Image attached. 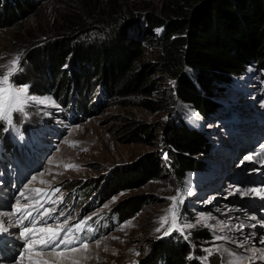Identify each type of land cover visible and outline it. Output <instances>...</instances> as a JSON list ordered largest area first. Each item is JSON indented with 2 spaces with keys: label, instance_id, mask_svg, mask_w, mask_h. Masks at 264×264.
I'll use <instances>...</instances> for the list:
<instances>
[{
  "label": "rangeland",
  "instance_id": "obj_1",
  "mask_svg": "<svg viewBox=\"0 0 264 264\" xmlns=\"http://www.w3.org/2000/svg\"><path fill=\"white\" fill-rule=\"evenodd\" d=\"M166 1L46 0L37 5L27 19L0 29V74L6 72L9 61L19 56L21 70L14 72L9 82L18 87L26 85L30 96L49 100L46 104L29 101L25 106L26 115L12 113V125L0 121V216H9L6 222L0 221V264H29L27 258L19 259L26 245L22 233L25 228L46 227L63 228L61 238L74 234L87 243V251L69 254L79 264L147 263L155 250L154 244L166 241L172 232L185 237L194 232L202 234L205 239L196 244L190 242L202 256L200 263L206 264L211 258L218 264H234L235 257L241 259L240 264L246 263L240 257L243 243L229 237L224 244L215 242L219 233L213 229V220L223 217L225 205L237 202L245 205L247 200H259L250 196L251 182L248 177L245 181L242 177L261 170L259 180L264 182V69L248 64L228 89L216 93L219 108L206 121L190 105L176 101V81L157 71L152 75L157 79V89L151 100L162 105L160 111H145L135 105L124 107L120 100L109 103L100 96L89 102L93 108L86 113L77 109L74 95L63 104L60 97L38 92L34 87L37 79L29 60L34 50L43 48L53 39L65 37L80 23L95 27L86 32L85 39L89 40L112 16L145 13L161 16ZM77 9L83 12L78 17ZM139 25L143 30L142 20ZM84 35L85 32L79 37ZM150 40L152 44L144 45L145 57L150 63H159L156 39L150 37ZM129 121L150 126L154 138L149 145L124 140L121 127ZM170 122L206 132L209 151L199 157L201 170L188 173L181 182L164 169L162 180L150 181L131 191L107 193L105 181L112 170L130 166L149 153L160 154L165 159L161 151L162 129ZM7 143L16 146L15 154L7 151ZM249 145L252 147L245 149ZM252 151L262 156V165L255 164L259 169L253 168L251 160L247 159ZM238 152L251 155L237 157ZM237 180L247 195L229 200L226 191H217V186L223 184L225 188ZM87 186L93 187L90 198L80 202L78 194ZM173 197L177 198L175 224L169 211ZM123 202L134 203L132 211L120 223L105 227L104 219ZM253 204L247 205L252 207ZM261 210L259 214L251 213L252 218L255 217L251 221L254 228L262 227V232L258 231L253 239L259 245L264 241V209ZM165 216L168 219L162 225L161 218ZM186 224L191 226L185 227ZM78 225L81 231L76 232ZM57 244L59 251H66L60 241Z\"/></svg>",
  "mask_w": 264,
  "mask_h": 264
},
{
  "label": "trees",
  "instance_id": "obj_2",
  "mask_svg": "<svg viewBox=\"0 0 264 264\" xmlns=\"http://www.w3.org/2000/svg\"><path fill=\"white\" fill-rule=\"evenodd\" d=\"M44 1L0 0V29L27 19ZM80 13L77 9L75 14ZM109 20L89 40L86 32L95 27L80 23L65 37L34 50L29 60L37 79L35 89L60 97L63 104L74 95L77 109L86 113L93 108L89 102L100 96L109 103L120 100L124 107L160 111L162 105L151 100L157 89L152 75L157 71L176 81V101L190 105L206 121L219 108L216 93L228 89L248 64L264 69V0H168L161 16L119 14ZM150 37L156 39L159 63L145 57L144 45L152 44ZM121 129L127 143L149 145L154 138L150 126L138 121H129ZM161 143L165 159L149 153L130 166L112 170L105 181L107 193L162 180L164 169L182 182L188 173L201 170L199 157L209 151L206 132L171 122L162 129ZM15 148L7 143L10 154L16 153ZM92 188L81 190L80 202L88 201ZM133 208L134 203L123 202L104 219V226L120 223ZM203 239L201 233L185 237L172 232L166 241L154 244L149 262L142 264H204L190 244ZM205 263L218 264L211 258Z\"/></svg>",
  "mask_w": 264,
  "mask_h": 264
},
{
  "label": "snow or ice",
  "instance_id": "obj_3",
  "mask_svg": "<svg viewBox=\"0 0 264 264\" xmlns=\"http://www.w3.org/2000/svg\"><path fill=\"white\" fill-rule=\"evenodd\" d=\"M19 59L20 57L17 56L13 60L9 61L6 66V72L0 74V121H4L8 125H12L13 123V112H20L26 115L25 106L29 103V101L39 104H46L49 102L47 98L30 96L28 94V86L25 85L18 87L15 86L14 83L9 82L10 76L14 72L21 70L19 68ZM247 159L251 160L252 157L249 156ZM66 167H75V165H66ZM41 182L43 183V181ZM39 191L40 190H37L38 193ZM237 191H239V189H237ZM250 191L264 199V193H262L260 189L253 188ZM242 194L247 195V193ZM20 195L23 196L24 193L21 192ZM171 199L173 200V206L169 211L173 214V224H175L174 209L176 207L175 201L177 198L173 197ZM180 202L182 203L183 201L181 200ZM17 207L19 209L18 205ZM50 211L51 210H49L48 213H45V215H48ZM29 215L31 214L29 213ZM167 219V216L162 217L161 224L163 225L166 223ZM253 219H255V217H253ZM190 226L191 225L188 224L185 225V227ZM62 231L63 228L60 227L57 229L46 227L39 230H36L35 228H25L22 235L24 236L26 245L19 256V259L23 261L27 258L29 264H79V261L72 258L69 254L78 253L81 250L87 251V243L78 240L74 234L61 238L60 233ZM75 231H81V227L78 225ZM89 231H91V229H89ZM157 231H159V229H157ZM169 231H171V229H169ZM165 234H168V232H165ZM57 241H60V244L64 245L66 251L58 250L59 245L57 244ZM72 244H78L79 247H69ZM138 254L139 253H137V255Z\"/></svg>",
  "mask_w": 264,
  "mask_h": 264
},
{
  "label": "bare ground",
  "instance_id": "obj_4",
  "mask_svg": "<svg viewBox=\"0 0 264 264\" xmlns=\"http://www.w3.org/2000/svg\"><path fill=\"white\" fill-rule=\"evenodd\" d=\"M250 147H252V145H249V147H246L245 149L249 150ZM251 153L253 154L251 155L249 152L246 154H244L243 152H238L237 157L243 154L242 155V158H243V157H246L247 154H250L252 156L251 165H253V168L255 167L256 169H259L257 168L255 164L262 165V162H261L262 156H258L260 152L256 154L252 151ZM262 174L263 173H261V170L260 171L255 170L253 171V175L248 176L245 174L244 177H242L243 178L242 180H244V178L247 179L248 177L247 179L248 182H251V185L248 186L250 187L249 189L251 190L253 188H257V189H260L262 193H264V182L262 183L259 180ZM229 178L232 179L233 176ZM237 189H239V191H237ZM217 191L219 193H223L226 191L227 192L226 195L229 196L228 199L232 200L233 198V200H235L234 198H236V196L238 195H241L244 190L242 189L241 185L239 184L237 180V182H230L229 184L225 186V188L223 187V184L222 186H217ZM230 193H234V194H230ZM250 196L257 197L259 199V200H254V199L247 200L248 203L254 202L252 207L247 205L248 203L244 205L240 202L233 203L231 205H225V207L223 208L224 212L222 213L223 217L213 220V225H214L213 229H215L214 230L215 232L219 233V236L216 238L215 242L224 244L226 243L227 237L231 238L233 241L241 242L243 243L244 251L240 255V257L244 258L246 262L245 264H264V246H263L264 241L262 242L263 243L262 245H259V243H255V241L253 240L258 231L261 230L262 232V227L261 229H260V226H258L259 229L258 227L254 228L253 224L251 223V221L255 220L252 218L251 213L257 212L259 214L262 211L261 209H264V199H262L261 196H257L253 192ZM255 203L257 205L256 207H254ZM7 220H9V216L7 214H2L0 216V221L6 222ZM262 220H263L262 221V224H263L264 218H262ZM247 232H250L252 234H246ZM3 244L4 242L2 241V246ZM227 256H229V254H227L226 257ZM239 261H241L240 258L238 259L236 257L233 258L234 264H240Z\"/></svg>",
  "mask_w": 264,
  "mask_h": 264
}]
</instances>
